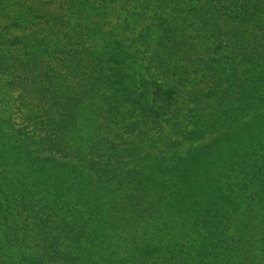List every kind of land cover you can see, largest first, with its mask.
<instances>
[{"label":"trees","instance_id":"obj_1","mask_svg":"<svg viewBox=\"0 0 264 264\" xmlns=\"http://www.w3.org/2000/svg\"><path fill=\"white\" fill-rule=\"evenodd\" d=\"M120 58L39 133H0V264H264V133H66L92 92L117 114L172 105L175 86H126Z\"/></svg>","mask_w":264,"mask_h":264},{"label":"rangeland","instance_id":"obj_2","mask_svg":"<svg viewBox=\"0 0 264 264\" xmlns=\"http://www.w3.org/2000/svg\"><path fill=\"white\" fill-rule=\"evenodd\" d=\"M147 3L0 0V133H39L50 109L111 83L120 56L126 86H175L172 105L117 114L92 92L66 133H264V0Z\"/></svg>","mask_w":264,"mask_h":264}]
</instances>
